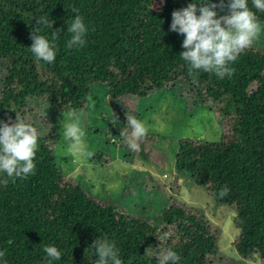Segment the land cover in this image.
Masks as SVG:
<instances>
[{"label": "trees", "instance_id": "1", "mask_svg": "<svg viewBox=\"0 0 264 264\" xmlns=\"http://www.w3.org/2000/svg\"><path fill=\"white\" fill-rule=\"evenodd\" d=\"M193 2L199 0H0V63L5 67L0 121L8 122L9 115L31 103L47 113V131H37L34 174L9 179L6 186L0 183V251L5 252L0 264H49L45 246L61 252L51 264H96L91 245L97 238L114 243L123 264H157L156 257L166 248L180 257L177 264H221V230L203 210L171 198L148 222L93 196L57 162L60 133L55 117L74 111L90 140L93 131L85 123L95 87L105 88V99L121 112L123 128L130 132L126 113L138 120L140 116L130 102L176 83L184 96V113L211 110L221 132L214 142L178 140L175 171L187 175L217 204L233 209L239 229L235 251L244 260L258 256L264 264V50L250 46L241 52L228 65L230 77L203 70L190 74L180 55L183 36L169 29L171 13ZM248 6L264 30V12L252 0ZM73 9L87 33L83 46L69 49ZM214 10L218 16L228 14L227 7ZM40 17L53 23L52 28L37 24ZM36 29L50 41L52 32L62 29L57 30L53 63L36 59L30 51L31 30ZM159 138L147 133L139 151L119 143L124 160H150ZM111 161L106 153L90 158L99 165ZM178 188L174 182L171 191Z\"/></svg>", "mask_w": 264, "mask_h": 264}, {"label": "rangeland", "instance_id": "2", "mask_svg": "<svg viewBox=\"0 0 264 264\" xmlns=\"http://www.w3.org/2000/svg\"><path fill=\"white\" fill-rule=\"evenodd\" d=\"M251 46L264 50L262 28L259 37ZM4 74L5 67L0 63V91ZM93 93L85 123L93 134L90 140L84 139L80 149L69 150V143L60 131V121L64 117L62 114L55 117L60 133V142L55 153L66 176L93 196L108 200L117 208L148 222L154 220L171 198L203 210L207 219L221 230L218 247L221 264H262L258 256H254L252 260H244L235 251L233 243L239 235V229L234 223L233 209L217 204L211 195L191 182L187 175H180L175 171L173 149L178 140H219L220 126L213 112L209 109H197L185 114L184 96L179 83L171 89L130 102L131 106L136 104L139 108V120L145 122L148 133L160 138L154 143L155 149L150 160L133 157L128 163L124 160L125 152L119 147V143L128 146L125 138L120 135L124 131L122 114L117 107L107 102L103 86L95 87ZM34 105L35 103H31L27 109L15 113L14 116L9 115L8 118L15 122L17 115L34 126L39 133L45 132L46 110L42 106ZM114 114L117 118L116 124L111 122ZM98 153L110 155L112 161L106 165L90 162L91 156ZM174 182H177L179 188L172 192Z\"/></svg>", "mask_w": 264, "mask_h": 264}, {"label": "clouds", "instance_id": "3", "mask_svg": "<svg viewBox=\"0 0 264 264\" xmlns=\"http://www.w3.org/2000/svg\"><path fill=\"white\" fill-rule=\"evenodd\" d=\"M163 2V0H161ZM199 5V6H198ZM252 6L264 12V0H252ZM228 9V14L219 15L214 9ZM74 18L68 24L67 32L70 38L67 40V48L81 47L84 45V36L87 28L77 9H73ZM199 13V15L197 14ZM170 31L183 36L180 55L189 65V71L203 70L212 72L223 79L231 76L233 70L228 67L235 62L238 55L249 48L259 37L261 24L249 6L248 0H224L213 3L212 0H199L198 3H189L186 7L174 10L171 13ZM37 24H43L50 29L52 24L47 18L40 17ZM62 30V29H57ZM52 32L51 41L39 34V29L31 30L29 47L36 59L47 63H53L56 57L55 40L58 31ZM64 119L60 121L63 138L69 143V150L80 149L84 144L85 132L80 120L74 111L62 114ZM127 130L121 131L128 147L132 151H139L140 142L148 133L145 122L138 120L133 115L126 113ZM117 123L115 117L111 120ZM38 148V132L31 124L26 123L16 115L15 122L0 121V174H6L0 183L5 186L9 179L26 178L34 174L36 165L34 159ZM90 155V154H89ZM226 189L221 191V195ZM98 257L96 264H123L118 256V249L114 243L97 238L91 245ZM43 251L47 254L49 264L53 260L61 258V252L55 246H45ZM5 257V252L0 251V260ZM157 264H177L180 257L175 251L166 248L157 257ZM7 264V261H4Z\"/></svg>", "mask_w": 264, "mask_h": 264}]
</instances>
